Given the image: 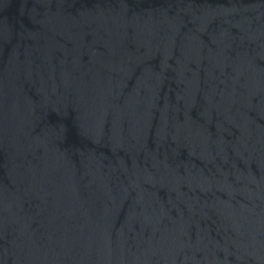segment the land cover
I'll return each instance as SVG.
<instances>
[{
  "label": "water",
  "instance_id": "95a60500",
  "mask_svg": "<svg viewBox=\"0 0 264 264\" xmlns=\"http://www.w3.org/2000/svg\"><path fill=\"white\" fill-rule=\"evenodd\" d=\"M0 264H264V0H0Z\"/></svg>",
  "mask_w": 264,
  "mask_h": 264
}]
</instances>
